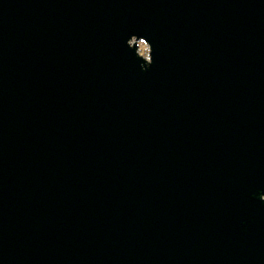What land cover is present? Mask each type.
Wrapping results in <instances>:
<instances>
[{"label": "water", "instance_id": "95a60500", "mask_svg": "<svg viewBox=\"0 0 264 264\" xmlns=\"http://www.w3.org/2000/svg\"><path fill=\"white\" fill-rule=\"evenodd\" d=\"M262 197L264 0H0V264H264Z\"/></svg>", "mask_w": 264, "mask_h": 264}, {"label": "clouds", "instance_id": "9594fccd", "mask_svg": "<svg viewBox=\"0 0 264 264\" xmlns=\"http://www.w3.org/2000/svg\"><path fill=\"white\" fill-rule=\"evenodd\" d=\"M127 44L129 47L139 44V48H135V51L136 55L144 61V63L140 65L143 70H147V68L154 63L153 46L147 37L133 34L131 38L127 40ZM262 199H264V197H262Z\"/></svg>", "mask_w": 264, "mask_h": 264}]
</instances>
